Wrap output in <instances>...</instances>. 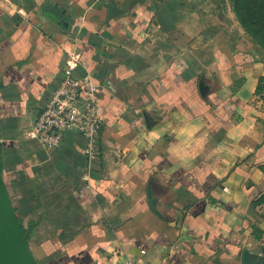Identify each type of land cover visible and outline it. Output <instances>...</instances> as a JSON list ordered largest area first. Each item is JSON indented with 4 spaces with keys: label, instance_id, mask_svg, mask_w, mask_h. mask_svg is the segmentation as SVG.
Wrapping results in <instances>:
<instances>
[{
    "label": "crops",
    "instance_id": "0c3cea01",
    "mask_svg": "<svg viewBox=\"0 0 264 264\" xmlns=\"http://www.w3.org/2000/svg\"><path fill=\"white\" fill-rule=\"evenodd\" d=\"M203 1L0 0L3 177L37 264H264V65ZM73 55L94 158L33 134Z\"/></svg>",
    "mask_w": 264,
    "mask_h": 264
},
{
    "label": "built area",
    "instance_id": "2783aa9c",
    "mask_svg": "<svg viewBox=\"0 0 264 264\" xmlns=\"http://www.w3.org/2000/svg\"><path fill=\"white\" fill-rule=\"evenodd\" d=\"M77 62L73 55L60 86L38 115L33 134L41 145L55 148L61 145L67 131H77L86 140V154L94 158L103 124L98 106V85L88 76L81 79L75 77ZM128 264H135V261L130 260Z\"/></svg>",
    "mask_w": 264,
    "mask_h": 264
},
{
    "label": "water",
    "instance_id": "95a60500",
    "mask_svg": "<svg viewBox=\"0 0 264 264\" xmlns=\"http://www.w3.org/2000/svg\"><path fill=\"white\" fill-rule=\"evenodd\" d=\"M112 11L113 5H109ZM0 264H36L3 177L0 154Z\"/></svg>",
    "mask_w": 264,
    "mask_h": 264
},
{
    "label": "trees",
    "instance_id": "16d2710c",
    "mask_svg": "<svg viewBox=\"0 0 264 264\" xmlns=\"http://www.w3.org/2000/svg\"><path fill=\"white\" fill-rule=\"evenodd\" d=\"M232 2L235 13L241 24L254 38L256 43H258L264 49V0H232ZM255 95L256 97L264 100V77L259 79L255 90ZM262 201H264V194L262 195L258 203H261ZM21 222L23 233L27 238V242L29 244L31 235L38 224L34 222L25 224L23 220H21ZM30 250L34 256L31 248ZM34 259L37 264L35 256Z\"/></svg>",
    "mask_w": 264,
    "mask_h": 264
},
{
    "label": "rangeland",
    "instance_id": "374dc122",
    "mask_svg": "<svg viewBox=\"0 0 264 264\" xmlns=\"http://www.w3.org/2000/svg\"><path fill=\"white\" fill-rule=\"evenodd\" d=\"M194 1V0H188ZM203 3L208 7L209 10L217 14L220 20H223L226 28L229 27V30L234 27L235 30L241 29L243 35L248 37L250 41L259 49L261 59L258 62H261L264 65V49L260 46L254 38L248 33L245 27L239 21L232 0H204ZM233 32V31H231Z\"/></svg>",
    "mask_w": 264,
    "mask_h": 264
}]
</instances>
